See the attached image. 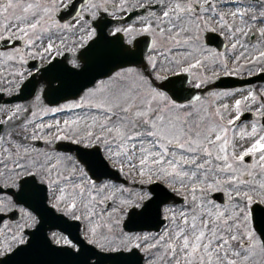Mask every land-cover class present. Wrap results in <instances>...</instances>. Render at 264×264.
<instances>
[{"label": "snow or ice", "instance_id": "1", "mask_svg": "<svg viewBox=\"0 0 264 264\" xmlns=\"http://www.w3.org/2000/svg\"><path fill=\"white\" fill-rule=\"evenodd\" d=\"M0 45V264H264V91L216 90L264 0H0Z\"/></svg>", "mask_w": 264, "mask_h": 264}, {"label": "water", "instance_id": "2", "mask_svg": "<svg viewBox=\"0 0 264 264\" xmlns=\"http://www.w3.org/2000/svg\"><path fill=\"white\" fill-rule=\"evenodd\" d=\"M58 65L66 66L64 61H63L62 65L59 63H58ZM256 79H262V78L238 79V78H232V77H222L216 81V87L217 88H230V87H236V86H244L247 83H250ZM30 92H31L30 88L22 90L24 97H26L27 95H28L27 97L32 96V95H30ZM197 94H199L198 91H197ZM244 117L250 118L251 116L248 114H245ZM65 149H69V148L65 145ZM70 223H72V222H70ZM51 228H58V229L62 230L63 232H65L69 235L68 232L64 231L65 225L63 224V222L55 219V217H52L49 219L48 224L45 225V231L47 232V229H51ZM47 255L49 256V258L56 260V261H64V260L68 259L67 257L63 256L61 253H56V252L48 253Z\"/></svg>", "mask_w": 264, "mask_h": 264}, {"label": "rangeland", "instance_id": "3", "mask_svg": "<svg viewBox=\"0 0 264 264\" xmlns=\"http://www.w3.org/2000/svg\"><path fill=\"white\" fill-rule=\"evenodd\" d=\"M118 1H119V0H115V2H118ZM69 47H71V45H69ZM65 52H68V50H67V49H64V53H65ZM32 71H34V70L32 69ZM0 73H3L4 76L7 75V71H6L5 69H2V68H0ZM239 76H249V75L247 74V72H244V73H242V74L239 75ZM6 87H8V85L5 83V81H4V79H3V76H0V89H4V88H6ZM237 89L242 90V93L245 94V95L247 94V92H248L249 90H255V91H257V92L259 93V92H261V91H264V84H258V85H252V86L247 85V86H245V87L237 88ZM237 89H231V90H237ZM5 96H8V95H5ZM237 98H239V96H237ZM32 100H33V97L30 98V99H28V100H25V101H16V102H14V103H10V104L1 103L0 106H4V105L11 106V105H14V104L27 105V104L30 103ZM227 102L231 103V101H227ZM250 112H252V113L255 115V118H254L253 120L244 121L243 123H241V127H242L243 125H248V126H249V127H248V131L251 130V127H250L251 122H253V121H258V120H259V117L256 115V110H255L254 107L251 108ZM58 118H59V117H58ZM46 119H48V118H46ZM240 130H241V128H238V129H237L238 132H239ZM54 232H58V231H54ZM50 235H51V234H50Z\"/></svg>", "mask_w": 264, "mask_h": 264}, {"label": "flooded vegetation", "instance_id": "4", "mask_svg": "<svg viewBox=\"0 0 264 264\" xmlns=\"http://www.w3.org/2000/svg\"><path fill=\"white\" fill-rule=\"evenodd\" d=\"M116 3H119V1L116 2ZM126 14H127V13H125L124 15H126ZM117 15H119V13H118ZM54 231H56V230H51V231H49V234H51V233L54 232Z\"/></svg>", "mask_w": 264, "mask_h": 264}]
</instances>
